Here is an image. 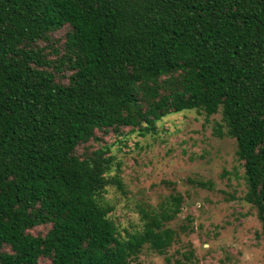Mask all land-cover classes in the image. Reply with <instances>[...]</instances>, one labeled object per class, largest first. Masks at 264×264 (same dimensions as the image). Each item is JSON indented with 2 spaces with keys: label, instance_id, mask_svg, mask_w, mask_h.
Listing matches in <instances>:
<instances>
[{
  "label": "trees",
  "instance_id": "trees-1",
  "mask_svg": "<svg viewBox=\"0 0 264 264\" xmlns=\"http://www.w3.org/2000/svg\"><path fill=\"white\" fill-rule=\"evenodd\" d=\"M194 110L222 115L264 234V0H0V264L170 254L193 232L188 213L171 226L185 197L121 229L113 149Z\"/></svg>",
  "mask_w": 264,
  "mask_h": 264
},
{
  "label": "rangeland",
  "instance_id": "rangeland-1",
  "mask_svg": "<svg viewBox=\"0 0 264 264\" xmlns=\"http://www.w3.org/2000/svg\"><path fill=\"white\" fill-rule=\"evenodd\" d=\"M221 123L220 113L185 111L162 119L157 135L132 134L127 145L114 143L127 194L111 187L106 197L121 229L140 231V207L155 206L174 190L185 197V213L171 226L186 224L187 213L192 216L193 232L182 236V243L167 256L143 254V264H264V234L256 210L244 200L236 140L224 134L226 128L218 132ZM190 251L194 256L187 260Z\"/></svg>",
  "mask_w": 264,
  "mask_h": 264
}]
</instances>
